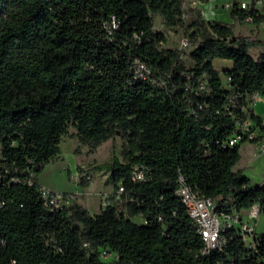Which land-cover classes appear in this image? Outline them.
<instances>
[{"label": "trees", "instance_id": "obj_1", "mask_svg": "<svg viewBox=\"0 0 264 264\" xmlns=\"http://www.w3.org/2000/svg\"><path fill=\"white\" fill-rule=\"evenodd\" d=\"M184 2L0 0V264H264V234L249 247L234 229L202 255L176 195L183 175L219 215L254 206L264 215V191L233 169L244 143L228 145L245 120L258 129L252 143L264 140L252 108L264 95V39L192 10L188 67L181 50L160 47L167 36L154 27L156 15L184 25ZM230 15L264 23L253 7ZM216 59L232 67L219 71ZM71 125L92 151L123 139L122 158L97 166L110 173L115 200L97 214L77 202L52 210L41 194L38 177ZM135 167L147 168L145 180H132Z\"/></svg>", "mask_w": 264, "mask_h": 264}, {"label": "rangeland", "instance_id": "obj_2", "mask_svg": "<svg viewBox=\"0 0 264 264\" xmlns=\"http://www.w3.org/2000/svg\"><path fill=\"white\" fill-rule=\"evenodd\" d=\"M230 1L232 0H204V5L210 15H217L215 19L223 23H230L233 19L230 10L225 8L227 4H232ZM190 2L191 0H185L184 3L187 14L192 12V10H188ZM192 18L187 17L182 26L170 28L163 24L160 16H154L155 29L164 32L167 36V43L160 45V47L181 50L182 59L188 67L194 64L190 58V53L194 48L193 42L190 40ZM260 26H255L250 22L245 24L237 22L233 26V31L235 35L264 39V24ZM187 38L190 40V45L181 49L182 41ZM251 54L256 57L257 50H253ZM230 66H232V62L229 60L216 59L214 61V67L219 71H224ZM60 148L62 153L59 158L47 164L44 171L39 175L40 183L59 191L57 193L77 195V199L80 198L81 202L91 212L100 210L103 197L106 194L109 198L113 195L114 185L110 179V173L107 170H98L97 166L112 162L114 157L122 158L123 139L120 135H117L103 143L96 151H92L87 146L80 144L76 137V129L71 125L68 134L62 138ZM258 148L253 143H246L242 150V160L237 166L251 180L253 187L264 183V153ZM77 149L78 151H76ZM82 176L91 177V184L88 189L80 185ZM243 220L251 226H256L258 234H264V215L261 214L256 221H251L248 219L247 214H244ZM134 221L139 224L144 222L140 217L134 218ZM103 259L107 262L111 260L110 257Z\"/></svg>", "mask_w": 264, "mask_h": 264}, {"label": "built area", "instance_id": "obj_3", "mask_svg": "<svg viewBox=\"0 0 264 264\" xmlns=\"http://www.w3.org/2000/svg\"><path fill=\"white\" fill-rule=\"evenodd\" d=\"M196 5V1H191L188 10H195ZM235 5L240 9H250L253 7L260 12H264V0H240L233 4H227L225 8L232 10ZM183 17L184 19L187 17H193V12L187 14L185 11ZM248 21L251 20L249 19ZM189 45V39H184L181 44V49H184ZM138 67L140 70H145V67L141 64ZM257 95L258 94L254 96V101ZM257 136L258 129L254 128V124L251 120H245L242 123H238V132L229 140L228 145L233 147L239 143H252ZM146 174L147 168L135 167L132 171L131 178L133 181H142L145 180ZM124 190L125 188L121 185L117 191V198L124 192ZM41 194L45 203L52 210H59L64 206L69 205L75 198L74 194L57 193L46 188L41 189ZM176 195L184 204L188 215L194 221L199 234L203 238L204 247L201 250L202 255H208L213 250L220 249L223 246L225 239L223 238L222 232L225 230H236L249 247H255L256 239L259 235L255 226H251L248 222H245L243 220V215L239 212L234 211L232 213L219 215L216 212L215 201L211 198L201 197L194 192L187 184L183 175H180L178 178ZM110 199L111 197L109 198L108 194L103 197L101 209L108 207L112 203V200ZM246 214L249 220L255 221L260 215V209L258 206H254ZM108 256L109 255L106 251H104L102 258H107Z\"/></svg>", "mask_w": 264, "mask_h": 264}, {"label": "crops", "instance_id": "obj_4", "mask_svg": "<svg viewBox=\"0 0 264 264\" xmlns=\"http://www.w3.org/2000/svg\"><path fill=\"white\" fill-rule=\"evenodd\" d=\"M191 1H193V0H191ZM194 1H196V8L195 9H198V10H200V12H201V15H202V18H203V20H205L206 22H210V21H218L217 19H215V17L217 16L216 14H213V15H210V13L205 9V2L204 1H199V0H194ZM235 2H238V0H232V1H230V3H235ZM231 11V10H230ZM210 16H213V17H210ZM248 22H250V23H252L251 21H248ZM236 23L237 22H235L234 20H232L229 24H232L233 26H235L236 25ZM262 24H264V23H262ZM261 24V25H262ZM260 26V25H259ZM261 27V26H260ZM243 36H245V35H243ZM253 50H257V56L256 57H254V58H257L258 56H259V50L258 49H253ZM252 50V51H253ZM252 53V52H251ZM232 66H230L229 68H231ZM261 104V105H260ZM252 108H253V110H254V112L257 114V115H259V116H261V117H263L264 118V95H257L256 96V98H255V101H254V103L252 104ZM247 143H250V142H247ZM253 144H255V145H257L259 148V150L262 152V153H264V140L262 141V143L260 144V143H253ZM244 145H246V143H244L242 146H241V148H240V154H241V159L240 160H242V157H243V153H242V150H243V148H244ZM240 162V161H239ZM238 162V163H239ZM238 163L234 166V171H239V170H241V168H237V166H238ZM38 181H39V179H38ZM39 184L42 186V188H46V189H48V190H50V191H53V192H59V191H56V190H54L53 188H51V187H48V186H46V185H43V184H41L40 183V181H39ZM89 187H87V189H88ZM82 198H84V197H82ZM75 200V201H74ZM73 202H77V203H79V204H81L82 206H84L91 214H97V213H99L100 212V210H98V211H96V212H91L89 209H88V207L83 203V202H81V200H80V198H78L77 199V195H75V198L73 199V201H71L70 202V204L71 203H73ZM261 215V214H260ZM256 221V220H255ZM255 229L257 230V228H256V226H255Z\"/></svg>", "mask_w": 264, "mask_h": 264}, {"label": "water", "instance_id": "obj_5", "mask_svg": "<svg viewBox=\"0 0 264 264\" xmlns=\"http://www.w3.org/2000/svg\"><path fill=\"white\" fill-rule=\"evenodd\" d=\"M264 191V183L259 186Z\"/></svg>", "mask_w": 264, "mask_h": 264}]
</instances>
